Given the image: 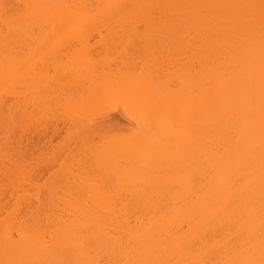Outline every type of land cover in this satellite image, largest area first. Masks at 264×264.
<instances>
[{
  "label": "bare ground",
  "instance_id": "6f19581e",
  "mask_svg": "<svg viewBox=\"0 0 264 264\" xmlns=\"http://www.w3.org/2000/svg\"><path fill=\"white\" fill-rule=\"evenodd\" d=\"M259 3L0 0L72 6L33 9L31 27H9L0 7V264L258 258L259 14L254 30L228 28L247 10L211 6ZM138 128L140 148L124 139Z\"/></svg>",
  "mask_w": 264,
  "mask_h": 264
},
{
  "label": "snow or ice",
  "instance_id": "6c2138e0",
  "mask_svg": "<svg viewBox=\"0 0 264 264\" xmlns=\"http://www.w3.org/2000/svg\"><path fill=\"white\" fill-rule=\"evenodd\" d=\"M3 9V19L6 25L9 27H31L39 23V19L34 15L33 9H43V8H56V7H72V6H54V5H26L23 6L26 11L21 10L19 6L3 4L0 5ZM128 7V6H121ZM209 7V6H201ZM220 8H232V9H244L246 12H234L224 16L221 19V23L228 28H240L246 25L249 30H254L253 22L256 18V13L259 14V52H258V89H259V123H260V133L262 138H264V0H260L257 4H247V5H220L211 6ZM252 63L255 64V55L252 54ZM231 66H223L224 75L227 77L229 75ZM73 69L71 67L65 69V75L72 74ZM249 79L254 80L255 74L250 71ZM86 87V82H85ZM247 87L246 103L249 105V111L247 113L248 120L254 121L256 118L255 103L256 94L253 86L245 84ZM81 97L73 96L68 100V106L71 107L73 104H79ZM227 103L235 105L238 103L237 98H229ZM97 107L99 115L103 116L104 111L99 107V102L94 105ZM136 111L132 114V119H134L137 125L143 126L146 116V106L142 102H135ZM139 128L135 134L128 136L126 139L128 142L132 143L137 148L142 147L139 141ZM119 141L114 139L112 141L105 140V144H116ZM261 179L264 180V156L261 159ZM258 258L255 255L248 256L245 258L231 259L227 261H222L220 264H264V233H262L261 239L258 246ZM79 264H92L90 261H82ZM129 264H171L170 261H159L152 259L130 261ZM193 264H199V262H193Z\"/></svg>",
  "mask_w": 264,
  "mask_h": 264
},
{
  "label": "rangeland",
  "instance_id": "374dc122",
  "mask_svg": "<svg viewBox=\"0 0 264 264\" xmlns=\"http://www.w3.org/2000/svg\"><path fill=\"white\" fill-rule=\"evenodd\" d=\"M112 113H113V111L109 114L110 117L112 116V117H114V119H115V117H116V119L119 117L118 114L116 115V112H115V111H114L113 114H112ZM114 115H115V116H114ZM117 120H120V118L117 119ZM122 122H123V123H126V122H124V121H122ZM49 130H50V128H49ZM49 130L47 131V135H48ZM49 134H50V132H49ZM61 134H62V133H61ZM62 135H63V134H62ZM59 137H61V136L59 135ZM53 138H54V139L57 138V139H56L57 141H58V139H60V138H58L57 135H56V138H55V137H53ZM53 138H52V139H53ZM61 138H62V137H61ZM33 139H34V140H33ZM33 139H32V145H31V146H33V149H35L34 144H38V140H39L40 138L38 137V138H37L38 140H37L36 138H33ZM35 139H36V140H35ZM41 139H42V138H41ZM54 139H53L52 141H54V142L56 143L57 141L54 140ZM45 140H46V139H44V141H45ZM59 141H60V140H59ZM33 143H34V144H33ZM46 143H47V142H46ZM48 143H49V142H48ZM57 143H58V142H57ZM41 144H44V142H41ZM41 144H40V146H41ZM52 144H53V142H52V143L50 142V144H47V145H46V146H48V149H49V145H52ZM54 145H55V144H54ZM31 146H30V147H31ZM40 146L38 145V147H40ZM51 147H53V146H51ZM51 147H50V148H51ZM49 150H50V149H49ZM49 150H48L47 152H50ZM45 151H46V150H45ZM32 152H33V150H32ZM34 155L36 156V154H34ZM34 155H33V156H34ZM49 167H50V166H49ZM43 169H45V168H43ZM43 169H42V171H43ZM45 170H46V169H45ZM49 170H52V169H49ZM45 172H46V171H43V173H45ZM47 172H48V171H47ZM47 172H46V174H47ZM46 174H45V175H46ZM45 175H44V176H45ZM44 178H45V177H44ZM44 178H43V179H44Z\"/></svg>",
  "mask_w": 264,
  "mask_h": 264
}]
</instances>
